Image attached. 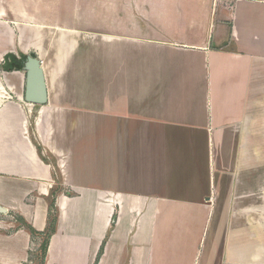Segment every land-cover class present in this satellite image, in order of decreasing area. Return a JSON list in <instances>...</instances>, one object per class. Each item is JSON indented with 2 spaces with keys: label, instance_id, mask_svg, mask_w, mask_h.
Segmentation results:
<instances>
[{
  "label": "crops",
  "instance_id": "obj_1",
  "mask_svg": "<svg viewBox=\"0 0 264 264\" xmlns=\"http://www.w3.org/2000/svg\"><path fill=\"white\" fill-rule=\"evenodd\" d=\"M7 127L0 264H264V0H0Z\"/></svg>",
  "mask_w": 264,
  "mask_h": 264
},
{
  "label": "rangeland",
  "instance_id": "obj_2",
  "mask_svg": "<svg viewBox=\"0 0 264 264\" xmlns=\"http://www.w3.org/2000/svg\"><path fill=\"white\" fill-rule=\"evenodd\" d=\"M27 115V117L30 119V124H29V128H28V133H27V135L29 134V138L31 139V141L32 142H34L33 144H39L38 142H37V140L35 139V135H34V132H33V117L34 116H36L37 115V113H35V112H32L31 114L30 113H26ZM21 115V117H23V113L22 114H20ZM3 118H5V116H2ZM6 117L8 118V114H6ZM13 132V131H12ZM10 133H11V129H9V127H7V128H3V130H2V135H1V137H0V149H6V148H8V146L10 147V146H12V145H14L15 144V142H17L18 141V139L16 138V141H15V139L14 140H12L11 139V137H12V135H10ZM104 133H105V129L103 128V129H101V131L99 130L98 131V134H97V136L98 137H101V136H104ZM8 135H10V136H8ZM17 136V135H16ZM100 139V138H99ZM35 146V145H34ZM103 146V145H102ZM39 147H40V150H41V160L44 162V163H46V164H49V165H51V166H53L54 167V170L57 172V174L56 175H54V176H56V177H59L58 178V180H57V182L58 183H61L62 182V180H61V178H60V174H59V172H58V170H57V166L55 165V163H56V161H55V159H54V156L49 152V151H45V149H43V147L41 146V145H39ZM4 156H5V158L8 160V161H10V162H12L13 161V163L15 162V163H17L18 165L19 164H25V161H26V159L24 158V156L23 157H21L22 158V160H21V158H19V157H14V154H7V156L6 155H3V158H4ZM39 156V155H38ZM2 158V159H3ZM12 160V161H11ZM6 166H7V164H6ZM21 166V165H20ZM56 192L57 191H55L53 194H52V197H50V200H52V202L54 203V201H55V198H56ZM55 196V197H54ZM54 210L55 211H51V220H53V219H55V224H54V226L56 225V221H57V212H56V209L54 208ZM17 223H20L19 222V220L17 221ZM51 223V222H50ZM50 229V228H49ZM53 230L54 229H52L51 231L53 232ZM43 232H45V230L43 231ZM42 232V233H43ZM52 232H51V234H52ZM41 233V232H40ZM46 234H48V233H46ZM51 234H50V236H51ZM35 236V235H34ZM36 237V236H35ZM38 237V242H39V247H40V244L42 243V238L40 237V236H37ZM45 237V236H44ZM50 238V237H49ZM48 243H49V239H48ZM104 244H105V240H103L102 241V243H101V245L99 246V249H98V252H97V255L95 256V260H94V263L93 264H97V262H98V260H99V257L101 256V254H102V252H103V247H104ZM39 247H38V251H35L34 253V255L31 257H29V260L31 261V264H40V258H39V254L38 253H40V250H39ZM101 248H102V251H101Z\"/></svg>",
  "mask_w": 264,
  "mask_h": 264
},
{
  "label": "water",
  "instance_id": "obj_3",
  "mask_svg": "<svg viewBox=\"0 0 264 264\" xmlns=\"http://www.w3.org/2000/svg\"><path fill=\"white\" fill-rule=\"evenodd\" d=\"M26 70V92L25 99L30 102H43L45 101V91L43 82V73L39 60L27 56L24 64ZM33 91H39L38 96H33Z\"/></svg>",
  "mask_w": 264,
  "mask_h": 264
},
{
  "label": "trees",
  "instance_id": "obj_4",
  "mask_svg": "<svg viewBox=\"0 0 264 264\" xmlns=\"http://www.w3.org/2000/svg\"><path fill=\"white\" fill-rule=\"evenodd\" d=\"M35 147H36V151H37V154L39 155V157L41 158V150H40V147L38 144H34ZM54 192H52L51 194H53ZM49 205L50 207L52 208L53 206V202L52 200H49ZM51 222V223H50ZM50 222H49V227L45 230V232H38L36 231L35 229H33L31 226L29 225H26V228L27 230L32 234V235H35V236H40L42 238V243L40 244V247H39V250H40V253L39 254V258H40V264H43L44 262V259H45V253H46V250H47V246H48V239L50 237V234H51V230L54 229V222H55V219L51 220V214H50ZM50 228V229H49ZM48 233V234H46ZM45 236V237H44ZM101 251H102V248H101Z\"/></svg>",
  "mask_w": 264,
  "mask_h": 264
}]
</instances>
